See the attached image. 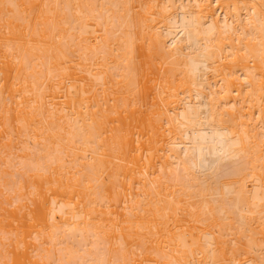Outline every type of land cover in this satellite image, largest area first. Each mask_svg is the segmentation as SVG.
Instances as JSON below:
<instances>
[{
    "label": "bare ground",
    "instance_id": "6f19581e",
    "mask_svg": "<svg viewBox=\"0 0 264 264\" xmlns=\"http://www.w3.org/2000/svg\"><path fill=\"white\" fill-rule=\"evenodd\" d=\"M0 264H264V0H0Z\"/></svg>",
    "mask_w": 264,
    "mask_h": 264
}]
</instances>
